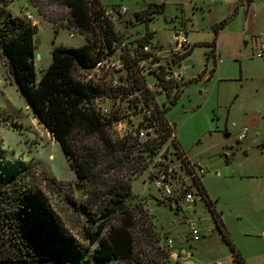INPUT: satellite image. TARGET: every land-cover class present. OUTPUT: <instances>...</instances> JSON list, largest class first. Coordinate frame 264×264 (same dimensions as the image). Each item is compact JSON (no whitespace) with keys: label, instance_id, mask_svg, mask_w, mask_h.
<instances>
[{"label":"rangeland","instance_id":"rangeland-1","mask_svg":"<svg viewBox=\"0 0 264 264\" xmlns=\"http://www.w3.org/2000/svg\"><path fill=\"white\" fill-rule=\"evenodd\" d=\"M99 1L108 10L127 8L126 15L114 24L115 57L122 51L121 44L132 50L148 31H154L159 41V45L152 48L154 52L181 55L189 47L184 42V49L175 52L173 30L183 32L186 25L193 51L173 67L181 74L183 82L179 99L165 117L175 125L179 147L191 162L205 170L200 177L201 185L208 201L220 213L236 250L246 264H264V62L251 56L254 49L248 34L242 30L243 12L237 15L235 5L227 3L243 0H220L224 5L216 9L205 3L202 12L192 8L195 3L203 6L202 0ZM254 1L255 14L261 16L264 0ZM151 2L164 3V14L146 15ZM7 10L16 16L30 15L37 26L34 35L37 78L50 66L51 52L55 48H77L89 42L103 45L100 30L97 29L95 36L81 34L73 26L69 10L56 0H13ZM225 20L227 28L218 39L220 55L216 61L214 58L207 61L210 47L206 44L215 38L214 27ZM84 71L78 70L80 77L86 74ZM164 98L162 94L159 100L163 102ZM243 130L248 132L240 141L238 138ZM111 137L116 139L114 134ZM80 146L102 149L98 138L94 137L79 136L76 147ZM162 153L159 151L144 162L148 168L143 173L128 165L119 169L115 159H110L99 162L97 173L101 177L94 186L79 181L59 144L35 117L18 90L0 54V179L4 175L11 177L19 170H33L63 183L64 191L52 200L68 227L76 232L88 223L83 214L80 215L83 208H88L89 223L100 222V205L109 199L111 188L120 186L121 190L129 191L125 207L139 205L133 211L135 258L131 262L102 264H164L163 261L171 264V254L181 248L192 254L194 264H238L199 197L191 204L192 214L189 215L197 222L200 238L197 242L189 240L186 218L177 211L175 203L170 206L165 200V204H158L164 200V195L149 176L156 157ZM168 161L179 170L180 163L174 151L168 154ZM183 172L176 171V174L186 177ZM66 197L77 202L80 211L76 212L72 204L66 205ZM60 198L66 201L61 203ZM165 238L173 241V247L167 246ZM177 261L184 263L181 259Z\"/></svg>","mask_w":264,"mask_h":264},{"label":"trees","instance_id":"trees-1","mask_svg":"<svg viewBox=\"0 0 264 264\" xmlns=\"http://www.w3.org/2000/svg\"><path fill=\"white\" fill-rule=\"evenodd\" d=\"M56 1L69 10L73 26L81 34L95 36L100 30L103 33V45L100 43L95 46L89 42L77 48H55L51 52L50 66L37 78L34 42L37 26L26 17L16 16L7 10L13 0H0V54L6 60L10 75L30 104L35 117L59 144L79 181L94 186L101 177L97 173L99 162L110 159H115L119 169L128 165L134 171L143 173L148 166L142 163L141 157L134 155V145L128 147L124 141L112 138L111 120L102 118L92 107L93 101L104 95L103 91L86 84L78 73L79 69L89 71L96 61L114 53L116 36L113 24L101 19L103 7L97 0H93L90 5L87 0ZM164 10V3H150L145 14H164ZM224 24L222 22L214 27L215 38ZM215 38L207 44L212 47L206 55L207 61L213 58ZM146 44H150L147 33L133 49ZM192 51L193 47L178 56L165 54L162 59L172 58L174 63H178ZM180 85H164L167 92L164 109L152 114L150 121L162 119L163 122L166 119L165 113L179 99ZM79 136L98 138L101 151L88 146L76 147ZM166 141V137L161 139L155 149L159 150ZM158 152L149 151L148 161ZM64 186L54 177L33 170H19L11 177L4 175L0 179V264H102L133 261L135 246L132 232L136 228L133 211L139 205L134 208L125 207L124 201L129 198V191L121 190L120 186L111 188L109 199L100 205V222L89 223L90 217L86 214L88 208L80 211L77 202L71 197H66L67 201L60 198L61 203L66 201V205H74L76 212L80 211V215L82 213L88 222L76 232L68 227L66 219L52 200L53 197H59ZM201 193L206 195L203 188ZM206 204L234 260L238 264H245L226 231L220 213L211 202L207 201ZM93 246L95 248L92 250ZM169 260L171 264L179 262L173 261L171 257Z\"/></svg>","mask_w":264,"mask_h":264},{"label":"built area","instance_id":"built-area-1","mask_svg":"<svg viewBox=\"0 0 264 264\" xmlns=\"http://www.w3.org/2000/svg\"><path fill=\"white\" fill-rule=\"evenodd\" d=\"M92 2L93 0H87L88 5ZM101 10L103 11L101 19L107 20L113 26L127 12L126 7L108 10L103 6ZM26 18L33 23L30 15H26ZM147 33L150 44L142 45L135 50L126 49L127 45L121 44L122 51L118 57H115L114 52L96 61L94 66L89 71H84L86 74L84 76L82 74L80 78L86 84L103 91L104 95L93 101V109L102 118L111 120V135L114 134L116 139L124 141L128 147L134 145L132 151H135L134 155L141 157L143 164L148 161L149 151H163L156 157L158 159L154 161L149 177L153 178L155 187L163 193V201L169 202L170 206L175 203L177 211L184 214L189 237L192 241L197 242L200 239L197 222L189 215L192 214L191 204L196 203L197 197L205 202V207L207 205L208 199L201 193L203 187L200 181L205 170L199 164L191 162L179 147L174 125L170 124L167 119L163 122L162 119L150 121L152 114L164 109L165 98L163 102L159 100L162 94L167 93L163 88L164 85L181 84L183 77L173 68L177 63H174L172 58L162 59L165 54L172 53L161 54L152 50L155 32L148 31ZM174 42L177 48L175 52L184 49V42H186L184 37L175 35ZM254 56L258 60L264 61V45L255 50ZM161 60L167 62L162 63ZM122 104L125 107H122ZM247 132V130H243L238 140H244ZM165 137L167 138L166 143L159 150L155 149V146ZM170 151H174V155L180 163L179 170L168 161ZM165 153L166 157L163 156ZM176 171H185L186 173H183L186 177L176 174ZM167 244L170 248L173 247L171 239L167 240ZM171 257L174 261L183 260V264H194L192 254L184 249L171 254Z\"/></svg>","mask_w":264,"mask_h":264},{"label":"crops","instance_id":"crops-1","mask_svg":"<svg viewBox=\"0 0 264 264\" xmlns=\"http://www.w3.org/2000/svg\"><path fill=\"white\" fill-rule=\"evenodd\" d=\"M97 1L103 7V4H101V2L99 0H97ZM151 3L160 4V3H157V2H151ZM205 3L208 6H214L215 7L214 9L221 7V5H224L222 2H220V0H202V5L203 6H200V5L198 6V4L195 3V5L192 7L193 8V11H196V12L197 11H201L202 12L203 7L206 5ZM227 3H232V5H235V13H237V15L240 12H243L244 19H243V28H242V30H243L244 33H247L248 34V36L250 38V41L252 42V49H254V51L251 54V56L255 58V56H254L255 50L258 49L261 45H264V12H263V14L261 16L255 14V11H254L255 1L254 0H250L249 3H247L246 0L239 1V2H232V1H230V2H227ZM263 6H264V4H263ZM164 12H165V10H164ZM221 22H224L225 24H224V26L222 28L219 29V31L217 33V36L215 38V42L216 43H215L214 51H213V54H212L215 61L217 59V56L220 55L219 45H218L219 36L227 28V26H226L227 20L221 21ZM246 24H248V25L245 27ZM184 28L185 29H184L183 32H181V30L174 29L173 30L174 31L173 32V35L174 36L175 35H180L181 37H184L185 40H186V43H187V45H188V47L190 49L191 46H190V43L188 42V34H187V27H186V25H185ZM154 40H156L157 41V44L159 45V41L157 39H155V36H154ZM246 46H249V43L246 44ZM211 49H212V47H210V50ZM262 62H264V61H262ZM262 149L264 150V146L262 147ZM226 231H227V229H226ZM228 235H229L230 239L232 240L231 234L229 232H228ZM232 242H233V240H232ZM238 253H239L240 257H241V253L239 251H238ZM216 263H221V262H214L213 264H216Z\"/></svg>","mask_w":264,"mask_h":264},{"label":"water","instance_id":"water-1","mask_svg":"<svg viewBox=\"0 0 264 264\" xmlns=\"http://www.w3.org/2000/svg\"><path fill=\"white\" fill-rule=\"evenodd\" d=\"M153 45H157V41L156 40L153 42ZM225 137L228 138L229 134H226Z\"/></svg>","mask_w":264,"mask_h":264}]
</instances>
